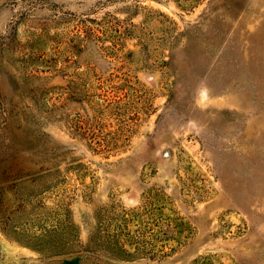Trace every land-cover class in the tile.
<instances>
[{
  "label": "rangeland",
  "instance_id": "1",
  "mask_svg": "<svg viewBox=\"0 0 264 264\" xmlns=\"http://www.w3.org/2000/svg\"><path fill=\"white\" fill-rule=\"evenodd\" d=\"M0 264H264V0H0Z\"/></svg>",
  "mask_w": 264,
  "mask_h": 264
},
{
  "label": "trees",
  "instance_id": "2",
  "mask_svg": "<svg viewBox=\"0 0 264 264\" xmlns=\"http://www.w3.org/2000/svg\"><path fill=\"white\" fill-rule=\"evenodd\" d=\"M95 107H101L102 105H96L93 104ZM106 105V106H105ZM111 108V104L105 103L103 105L104 110H109ZM137 118H135L136 120ZM131 133V128H127L126 130L122 129H115L113 131H109L105 134L104 137V149H110V148H116L117 147V141H122L128 137V134ZM112 143V144H109ZM130 218L128 217H121L120 223L116 224V230L112 234H101L99 231L94 233L90 237V242L92 241H98L101 245L107 244L108 248L110 249V255H112L114 258L122 261H130L133 258L140 255V250H143V247L141 248L142 242H132L133 237L131 235V232L127 229L128 222ZM122 240V242H120ZM147 244V243H146ZM124 245H128L129 247H133V251L129 249H125ZM162 251V250H161ZM148 257V256H146Z\"/></svg>",
  "mask_w": 264,
  "mask_h": 264
}]
</instances>
